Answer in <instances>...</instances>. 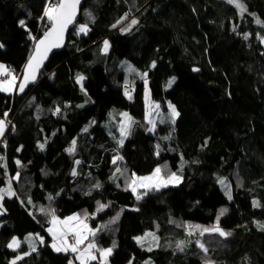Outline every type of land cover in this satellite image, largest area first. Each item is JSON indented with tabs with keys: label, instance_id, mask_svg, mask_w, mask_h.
<instances>
[{
	"label": "trees",
	"instance_id": "1",
	"mask_svg": "<svg viewBox=\"0 0 264 264\" xmlns=\"http://www.w3.org/2000/svg\"><path fill=\"white\" fill-rule=\"evenodd\" d=\"M48 1L0 0V63L13 68L18 84L49 27L41 19ZM241 1L243 15L225 0H90L84 7L90 31L70 32L41 81L22 96L0 91V119L14 126L0 143V189L11 180L16 193L2 201L0 264L16 255L7 247L13 237L22 241L19 253H30L17 264L76 261L75 253L48 246L33 252L25 241L38 234L51 242V210L61 218L93 217L91 229L100 231L88 242L103 249L115 242L112 264H264V229L258 226L264 224V0ZM126 14L138 21L130 31L112 27ZM124 59L147 73L154 101L166 110L176 107L174 127L158 125L148 133L144 79L132 81L138 82L129 99L124 86L133 76L120 68ZM78 74L85 77L83 91ZM113 110L129 111L134 121L123 145L102 126ZM73 139L76 150L69 153ZM117 155L123 159L113 164ZM183 161L180 185L136 199L129 187L133 174L165 165L175 173ZM222 178L231 185V200ZM97 202L108 207L97 211ZM221 209H227L223 216ZM218 216L230 236L189 235L187 226L210 228ZM147 231L159 238L151 251L134 239Z\"/></svg>",
	"mask_w": 264,
	"mask_h": 264
},
{
	"label": "snow or ice",
	"instance_id": "2",
	"mask_svg": "<svg viewBox=\"0 0 264 264\" xmlns=\"http://www.w3.org/2000/svg\"><path fill=\"white\" fill-rule=\"evenodd\" d=\"M228 2L235 3L237 7L241 9V12L243 13L246 11V8L243 6V4L239 3V0H228ZM80 4V0H58V2H49L44 9L43 16L41 19L47 18L48 21L51 22L50 29L45 32L43 38L36 40L35 37L31 36V33L29 32V36L31 39L36 40L35 44V50L33 55L29 58L28 63L25 66V71L23 74V79L21 80L20 84L18 85L19 91L23 92L24 88L28 85L29 82L36 80V72L39 70L40 66L42 65L43 61L47 58V53L51 51L52 48H58L62 45L63 41V35L67 28V26L71 23H73V20L76 16V10L77 6ZM89 17H91V13H87ZM127 14L125 17H122L121 19H126ZM121 21H117V24H114L112 27H117L118 24H120ZM138 21L133 19L131 21V25H135ZM256 23L260 24L262 23L261 20L257 19ZM19 25L23 28H26V21L24 19L19 20ZM131 25L124 28L123 31L127 32L130 30ZM235 30V29H233ZM90 31L87 24H81L79 26V32L83 34H87ZM245 39H247V34L244 36ZM262 42H264V38H261ZM103 51L107 53L110 45L107 40L103 42ZM4 45L0 43V48H3ZM152 67H155V63H153ZM194 71H199V69H193ZM129 72H134L135 69H133L131 66L128 67ZM0 76H6L7 78L4 80H0V91L2 92H10L13 90V88L17 87L16 80L17 76L13 74V71L8 68L6 65L0 63ZM147 73H143L141 78L144 79L145 85H147ZM85 77L82 75H77L76 80L77 83L81 84V90L83 91V81ZM175 77H173L171 80H169L168 84L171 86L172 83H174ZM125 95L128 96L129 99H131V94L127 90L125 91ZM148 96V93L146 91V97ZM156 108H159V105L155 106ZM169 109L171 112V119L172 122L175 123L176 117L180 115V113L176 110L174 105L169 104ZM60 108L57 107L55 109V113H60ZM123 117H125L126 122H122L120 127V134L121 139L118 141L120 145H123L124 139L130 134V128L131 125L134 123L132 118L128 116L127 113L121 114ZM4 116H7V112L4 114ZM148 116H151V113H148ZM94 123V121H93ZM148 123L152 125V128L149 129V131H153L155 128V123L153 120L148 119ZM7 127V123L4 119H0V136L4 135L5 129ZM84 131H87V128L84 129ZM167 139V137H165ZM45 147V144H39V148L43 150ZM157 149H159V145H157ZM76 150V140L73 139L71 142V146L66 149L69 153H73ZM159 152H157V155ZM3 157H0V160H3ZM123 157L117 155L113 158V164H116L117 161L122 160ZM17 164H20V161H16ZM80 161H76V164H79ZM6 167V165H4ZM166 167V165H165ZM117 173H120L121 170L117 167L116 169ZM72 175H77L75 169H73ZM115 178V174L113 176ZM12 179H19V173L16 174L15 177ZM181 180V177L177 176L176 173H171L166 179L162 175V168L157 167L153 173L149 176L145 177H135V174H133V179L131 180L129 187L131 188L133 193L137 192V187L144 188L147 190H156L158 191L160 188L167 187L169 184H178ZM11 180H9V187L7 190L0 189V201H3L4 196H15L16 193L12 191L11 189ZM219 183L225 187L226 194L228 196V199L231 200V191H230V185L226 183L224 179H220ZM95 188L101 187L99 183L94 185ZM90 194V193H89ZM145 195L147 192L144 193ZM51 199V197H49ZM141 195H137L136 199H141ZM30 202V201H29ZM98 203V209L97 211H101L104 208L108 207L107 204H100ZM254 207H260V203L258 201H253ZM6 211L3 208V204L0 203V215L3 214V212ZM41 212H46L45 209L41 208ZM227 212V209H221L219 216H223ZM51 214V224L52 227L48 229V232L53 237V244L51 247L56 252H71L76 253L75 260H78L80 264H89L90 261L97 260V255L93 252V249L96 248V245L94 242H89L86 247L81 248V245L85 244V241L89 240V237H94L96 235L97 231H100V229H91L88 227V225L85 223L84 219H81L79 214H74L72 216L66 217L63 220H61L59 217L55 215L54 210L50 211ZM219 216L217 217V223L210 228H202L200 225L195 226H187L189 228V235H192L193 232L199 231L200 236H203L205 233H217L221 237H227L230 236V232L224 231L219 226ZM87 218V213H85V219ZM119 219V214L113 218L111 223H115L116 220ZM258 226L261 229H264V224H258ZM72 236L74 237V240L70 243L68 237ZM32 234H29L28 237H25V241L28 242L31 245V251H36L35 244L32 243ZM148 237H151L153 241H156L158 238L155 236L154 233H146L144 237H135L134 239L137 241V243L143 245V242ZM40 243H44L43 237H38ZM198 247L205 253L208 252V249L205 247L204 243L197 240ZM22 241L17 238L13 237L12 240L8 243L7 247L10 249H13L14 251L19 249L21 247ZM183 245L184 241H180L177 244V247L183 251ZM113 248H115V242L113 243L112 248H106V249H99V258L101 261V264H107L108 257L112 255ZM149 251L152 249L149 248ZM30 253L25 252L23 255L27 256ZM23 256L17 255L15 259H13L10 264H16L18 260H22ZM69 264H74L72 260L69 261ZM131 264V262H130ZM147 264V262H146ZM210 264V262H209Z\"/></svg>",
	"mask_w": 264,
	"mask_h": 264
},
{
	"label": "rangeland",
	"instance_id": "3",
	"mask_svg": "<svg viewBox=\"0 0 264 264\" xmlns=\"http://www.w3.org/2000/svg\"><path fill=\"white\" fill-rule=\"evenodd\" d=\"M225 1H227L228 2V0H225ZM49 2H58V0H49L48 1V3ZM239 3H241V4H243L242 3V1L241 0H239ZM233 6H235L237 9H238V11H239V13L241 14V15H243V13L245 12H241V9L239 8V7H237L236 6V4L235 3H231ZM244 6V5H243ZM245 7V6H244ZM84 16H85V19H84ZM88 15H87V11L86 10H84V14H83V17L81 18V22L76 26V27H74L73 29H75V32H77L78 34H83V33H80L79 32V26L81 25V24H87L88 25V27H89V29H90V26H89V24H88V22H86L87 20H86V17H87ZM133 19H136L135 17L133 18V17H128V19L127 20H125V25H120V29L121 30H123L124 28H126V27H128L129 25H131V21L133 20ZM44 22H45V26L46 25H51V22L50 21H48L47 20V18H44ZM133 27V25H131V27H130V30H131V28ZM72 29V30H73ZM129 30V31H130ZM125 32V31H124ZM128 32V31H127ZM105 41V40H104ZM103 41V42H104ZM108 42H109V40H107ZM109 45H110V42H109ZM103 47H104V45H103ZM109 50H110V47H109V49H108V51H107V53L109 52ZM2 63V62H1ZM2 64H4V65H6L7 66V64H5V63H2ZM129 66H131L133 69H135V71L134 72H129L128 71V67ZM8 68H10V67H8ZM120 68L121 69H123L124 71H126V72H128L131 76H133V78H132V80H130V84H127V85H125L124 86V90H127L128 92H130V94H131V97L133 98V89L135 88V86H136V82H138V81H143V79L141 78V76H142V74H143V72H141L139 69H137L135 66H134V64L132 63V62H130L129 60H127V59H124L122 62H121V64H120ZM13 74L14 75H16L15 74V72H13ZM0 78H2V80H4V79H6L7 77L6 76H0ZM146 79H147V77H146ZM172 79V78H171ZM170 79V80H171ZM133 80H138V81H136V82H132ZM84 82H85V79H84V81H83V86H84ZM175 82V81H174ZM17 83H18V81H17ZM173 84V83H172ZM171 84V85H172ZM81 85V84H80ZM128 97V96H127ZM131 98V99H132ZM156 105H159V108H156L155 106ZM169 106V105H168ZM176 108V107H175ZM177 110V109H176ZM178 111V110H177ZM122 113H127L128 114V116H130L131 117V115H130V113H129V111H123V112H115L114 110L110 113V115H109V117H108V119L106 120V121H104L103 123H102V126L105 128V130L112 136V137H114V139L118 142L122 137H121V134H120V127H121V124H122V122H126V120H125V117H123L121 114ZM150 119L151 120H153L154 121V123H155V128H154V130L153 131H149V129L150 128H152V125L151 124H149V126H148V133H155L156 131H157V129H158V125H162V124H170V126L171 127H174V125H175V123H173L172 122V119H171V112H170V109H169V107L167 108V110L165 109V107L159 102V101H154L153 100V102H152V113H151V117H150ZM176 119H177V117H176ZM176 119H175V122H176ZM5 121H6V119H4ZM6 123H7V121H6ZM133 124L131 125V128H130V134L126 137V138H123L124 139V142H125V140L131 135V131L133 130ZM7 129H8V126L6 127V129H5V132H4V135H5V133H6V131H7ZM4 135L3 136H0V143H1V141H2V139H3V137H4ZM3 143V142H2ZM1 143V144H2ZM162 168V175L165 177V179L169 176V175H171V172H168L167 171V169L165 168V167H161ZM183 168H184V161L180 164V167H179V170H177V172H175L176 173V175L177 176H179V177H181V180H180V182L178 183V184H169L167 187H169V186H178V185H180L182 182H183V180H184V176H183ZM153 173V172H152ZM152 173H149V174H146V175H135V177H145V176H149V175H151ZM133 179V178H132ZM222 179H224V178H222ZM225 180V179H224ZM226 181V180H225ZM221 185V184H220ZM228 185H230V184H228ZM164 188H166V187H164ZM222 188V190H223V192L226 194V191H225V187L224 186H222L221 187ZM161 189H163V188H160L159 190H161ZM154 191H156V190H147V189H144V188H140V187H137V192L136 193H134L135 194V196H137V195H141V197L142 198H144L147 194H149V193H151V192H154ZM230 191H231V195H232V190H231V185H230ZM145 192H147V194L145 195L144 193ZM227 195V194H226ZM141 198V199H142ZM141 199H139V200H141ZM0 203H2V201H0ZM58 217V216H57ZM59 218H61V217H59ZM82 219V218H81ZM88 219H91V218H88ZM92 220V219H91ZM89 224H90V222H88ZM148 233H151V232H148ZM145 236V234L144 235H140V236H137V237H144ZM156 236V235H155ZM38 237H40V236H38V235H36V234H32V237H31V239H32V243H34L35 245H38V242H39V239H38ZM52 237V236H51ZM157 237V236H156ZM158 238V237H157ZM89 243V242H88ZM88 243H86L85 245H83L82 246V248H84V247H86V245L88 244ZM159 238L156 240V241H153L152 240V238L151 237H148L147 239H145L144 240V242H143V245H141L142 247H144V248H146V249H149V248H151V249H155V248H158L159 247ZM36 247V246H35ZM95 249H97V248H95ZM95 249H93V251L95 250ZM97 255V254H96ZM97 257H98V255H97ZM98 259V258H97ZM19 261V260H18ZM17 261V262H18ZM95 261H97V260H95ZM95 261H90L89 263H91V262H95ZM17 262H16V264H17ZM75 264H80V262L78 261L77 263L75 262ZM107 264H110V257H108V262H107Z\"/></svg>",
	"mask_w": 264,
	"mask_h": 264
},
{
	"label": "water",
	"instance_id": "4",
	"mask_svg": "<svg viewBox=\"0 0 264 264\" xmlns=\"http://www.w3.org/2000/svg\"><path fill=\"white\" fill-rule=\"evenodd\" d=\"M88 0H80V4L77 6V10H76V16H75V19L73 20V23L69 24L64 32V35H63V41H62V45L58 48H52L51 51H49L47 53V58L43 61L42 65L40 66L39 70L36 72V80L35 81H32V82H29L28 85L24 88V91L23 92H20L19 91V88L17 87V90H16V93L17 95L19 96H22L24 95L30 86H34L36 85L38 82L41 81V76H42V72L45 68V65L47 64V62L49 61L50 57L54 54V53H57V52H61L62 50H64V48L66 47V44H67V41H68V37H69V34L70 32L72 31V29L77 25L78 21L80 20L81 18V14H82V9H83V6L84 4L87 2ZM51 27V25H50ZM50 27L45 31L47 32ZM45 32L43 33V35L39 38H43ZM38 39V40H39ZM36 44V43H35ZM34 50H35V45H34V49L32 51V54L31 56L33 55L34 53ZM29 61V60H28ZM28 63V62H27ZM26 66V65H25ZM24 71H25V67H24V70H23V74H24ZM23 74L20 78V81H19V84L21 82V80L23 79ZM149 83L150 81L147 80V85H145V82H144V86H145V108H146V119H150V117L148 116V113H152V102H153V96H152V93H151V90L149 88ZM18 84V85H19ZM146 91L148 93V96L146 97Z\"/></svg>",
	"mask_w": 264,
	"mask_h": 264
},
{
	"label": "bare ground",
	"instance_id": "5",
	"mask_svg": "<svg viewBox=\"0 0 264 264\" xmlns=\"http://www.w3.org/2000/svg\"><path fill=\"white\" fill-rule=\"evenodd\" d=\"M88 1H90V0H88ZM87 1V2H88ZM87 2L84 4V6H83V9H82V14H81V18L83 17V14H84V7H85V5L87 4ZM81 18H80V20H81ZM122 18V17H121ZM120 18V20L119 21H121L120 22V24H118V25H125V20H127L128 19V17H126V19H121ZM86 19H89V18H87L86 17ZM78 21V23H77V25L82 21ZM76 25V26H77ZM75 26V27H76ZM50 27V26H49ZM48 27V28H49ZM119 29H120V26H119ZM121 30V29H120ZM104 40H109L108 38H105ZM6 64V63H5ZM8 66V65H7ZM8 67H10V66H8ZM169 107V106H168ZM167 107V108H168ZM6 121H7V126H8V129H7V131H6V133H5V135L9 132V131H11V130H13L14 128V126H13V124H12V121L10 120V118H6ZM146 121H147V124H148V126H149V123H148V120L146 119ZM162 125H164V124H162ZM171 127V126H170ZM5 135H4V137H5ZM3 137V138H4ZM8 187H9V184L6 186V187H4L3 189L4 190H7L8 189ZM11 189L13 190V187H12V185H11ZM6 196V195H5ZM5 196H4V198H5ZM89 218H91L92 220H93V217H89ZM91 219H88L87 221H85V223L86 224H88V225H90L88 222H90L91 221ZM90 228H91V226H90ZM148 232H151V233H154L155 235H156V233L154 232V231H147L146 233H148ZM146 233H144V234H146ZM144 234H142V235H144ZM38 235V234H37ZM38 236H40V237H43V236H41V235H38ZM51 236V235H50ZM51 238V242L50 241H47L46 239H44V237H43V239H44V243H40V241L38 242V245L36 246V250L37 249H40V248H42V247H44V246H48V247H50V248H52L51 247V245L53 244V242H54V240H53V238L52 237H50ZM97 249H95V250H97V255H98V259H97V261H95V262H97V263H99V264H101V261H100V258H99V252H98V250L99 249H103V248H98V247H96ZM10 249V248H9ZM53 249V248H52ZM10 250H12L14 253H16V255H14L13 257H11V259H10V262L13 260V259H15V257L17 256V255H20V256H22L23 254H21V253H19L18 252V249L17 250H13V249H10ZM113 253L114 252H112V255L110 256V264H112L111 263V258H112V256H113ZM76 254V253H75ZM70 260H72L73 262H74V264H75V262L77 263L78 262V260H76V261H74V259L73 258H70ZM69 260V261H70ZM20 261V260H19ZM18 261V262H19ZM17 262V263H18ZM92 263V262H91Z\"/></svg>",
	"mask_w": 264,
	"mask_h": 264
},
{
	"label": "crops",
	"instance_id": "6",
	"mask_svg": "<svg viewBox=\"0 0 264 264\" xmlns=\"http://www.w3.org/2000/svg\"><path fill=\"white\" fill-rule=\"evenodd\" d=\"M8 67V66H7ZM0 80H2V78H0ZM18 83H17V80H16V85H17ZM18 86V85H17ZM16 90H17V87H15V88H13V90L12 91H10V92H6V93H9V94H15L16 93ZM72 216V215H71ZM69 217V216H68ZM66 218V217H65ZM61 220H63L64 218H60ZM88 225V224H87ZM51 227H52V225H51ZM88 227L90 228V225H88ZM51 235V234H50ZM52 236V235H51ZM53 238V237H52ZM68 239H69V242L71 243L73 240H74V237H72V236H69L68 237ZM88 241H85V244L87 243ZM84 244V245H85ZM82 246L83 245H81V248H82ZM95 254H97V250H94L93 251Z\"/></svg>",
	"mask_w": 264,
	"mask_h": 264
},
{
	"label": "built area",
	"instance_id": "7",
	"mask_svg": "<svg viewBox=\"0 0 264 264\" xmlns=\"http://www.w3.org/2000/svg\"><path fill=\"white\" fill-rule=\"evenodd\" d=\"M10 69L13 71V68L12 67H10Z\"/></svg>",
	"mask_w": 264,
	"mask_h": 264
}]
</instances>
